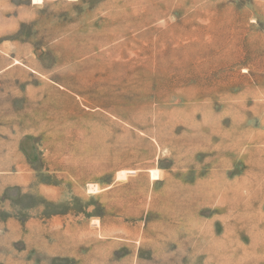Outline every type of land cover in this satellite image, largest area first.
<instances>
[{
	"label": "rangeland",
	"instance_id": "obj_1",
	"mask_svg": "<svg viewBox=\"0 0 264 264\" xmlns=\"http://www.w3.org/2000/svg\"><path fill=\"white\" fill-rule=\"evenodd\" d=\"M0 264H264V0H0Z\"/></svg>",
	"mask_w": 264,
	"mask_h": 264
}]
</instances>
